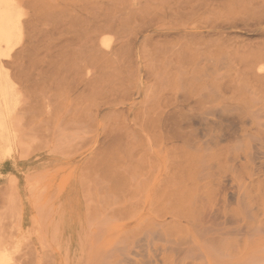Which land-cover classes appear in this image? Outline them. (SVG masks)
Returning a JSON list of instances; mask_svg holds the SVG:
<instances>
[{"label":"rangeland","instance_id":"1","mask_svg":"<svg viewBox=\"0 0 264 264\" xmlns=\"http://www.w3.org/2000/svg\"><path fill=\"white\" fill-rule=\"evenodd\" d=\"M95 1L0 0V20L10 26L19 20L21 27L12 65L3 61L0 71L11 89L0 135V264H199L181 243L182 230L197 233L193 223L176 220L165 236L173 246L150 234L156 224L175 220L183 153L206 160L218 149L222 159L258 145L251 140L259 136L242 141L246 147L229 140L240 121L225 120H239L230 111L238 96L225 88L246 50L254 55L264 47V0ZM245 95L253 100L251 111L260 113V100ZM177 132L183 136L174 140ZM226 240L233 243L231 260L222 264H264V233Z\"/></svg>","mask_w":264,"mask_h":264},{"label":"bare ground","instance_id":"2","mask_svg":"<svg viewBox=\"0 0 264 264\" xmlns=\"http://www.w3.org/2000/svg\"><path fill=\"white\" fill-rule=\"evenodd\" d=\"M83 1V0H82ZM93 1V0H92ZM126 1V0H125ZM129 1V0H127ZM189 1V0H188ZM229 1V0H228ZM97 1L94 0L93 4H95ZM222 2V1H221ZM225 2V1H223ZM78 3H80V1H78ZM84 3V2H83ZM125 2H123V5H125L127 7L126 4H124ZM153 3V1H152ZM229 3V2H228ZM226 4L227 6H229V4ZM99 4V3H98ZM117 4V3H116ZM247 4V3H246ZM74 5V4H73ZM101 4H99L98 6H100ZM114 5V4H113ZM121 5V3H120ZM242 5V4H241ZM264 5V4H263ZM94 6V5H93ZM102 6V5H101ZM115 6V5H114ZM243 6V5H242ZM247 6V5H245ZM82 7V6H81ZM95 7V6H94ZM103 7V6H102ZM171 7V6H170ZM232 7V6H231ZM248 7V6H247ZM257 7V6H256ZM260 7V6H259ZM117 8H119L117 6ZM116 8V9H117ZM243 8H245L243 6ZM250 7H248L249 9ZM52 9V8H51ZM88 9V8H87ZM100 9V8H99ZM98 9V10H99ZM151 9V8H149ZM259 9V8H258ZM48 10V9H47ZM53 10V9H52ZM84 10V8H83ZM90 10V9H89ZM110 10H112V8H110ZM140 10V9H139ZM138 10V11H139ZM153 10V8H152ZM240 10V9H239ZM250 10V9H249ZM255 10V9H254ZM87 11V10H86ZM100 11V10H99ZM108 11V10H107ZM131 11V10H130ZM135 11V10H134ZM231 11V10H230ZM243 11V10H242ZM246 11V10H245ZM244 11V12H245ZM88 12V11H87ZM109 12V11H108ZM147 12V11H145ZM232 12V11H231ZM255 12V11H254ZM253 12V14H255ZM112 13V11H111ZM110 13V15H111ZM132 13V12H131ZM130 13V14H131ZM135 13V12H134ZM57 14V13H56ZM94 14V13H93ZM106 14V13H105ZM113 14V13H112ZM124 15V13H122ZM121 14V15H122ZM221 14V13H220ZM35 15V14H34ZM48 15V14H47ZM144 15V14H143ZM146 16L148 15L147 13L145 14ZM236 15V14H235ZM250 15V13H249ZM263 15V14H262ZM50 16V15H49ZM105 17L107 16L104 15ZM120 16V15H118ZM139 16V15H138ZM137 16V18H138ZM149 16V15H148ZM153 16V15H152ZM232 16V14H231ZM26 17V16H25ZM68 17V16H67ZM110 17V16H109ZM113 17V16H111ZM143 17V16H142ZM250 17V16H248ZM247 17V19L249 20V18ZM63 18H65L63 16ZM130 18V17H129ZM140 18V16H139ZM150 18V17H148ZM209 18V17H207ZM258 18V17H257ZM68 19V18H67ZM78 19V18H77ZM104 19V18H103ZM110 19V18H109ZM118 19V17L116 18V20ZM151 19V18H150ZM246 19V20H247ZM10 20V19H9ZM26 20V19H25ZM24 20V21H25ZM30 20V19H29ZM50 20V19H49ZM62 19H60L61 21ZM86 20V19H85ZM65 21V20H64ZM88 21V20H87ZM122 21V20H121ZM23 22V20H22ZM56 22V21H55ZM68 22V21H67ZM89 22V21H88ZM20 21L18 20L17 23H15L14 25L10 26L9 24H5L3 22V20H0V71L3 67V64H1V62L4 61V63H6L4 66H7L9 64H11L14 56H15V52H16V45L19 43L20 41V28L19 25ZM24 23V22H23ZM27 23V22H26ZM57 23V22H56ZM61 23V22H60ZM81 23V22H80ZM104 23V22H103ZM102 23V24H103ZM113 23V22H111ZM231 23V22H230ZM5 24V25H4ZM49 24V23H47ZM46 24V25H47ZM88 23H85V25ZM114 24V23H113ZM139 24V23H138ZM137 24V25H138ZM67 25V24H66ZM81 25V24H80ZM111 26V24H109ZM136 25V24H135ZM22 26V25H21ZM101 26V25H100ZM105 26V23H104ZM107 26V25H106ZM114 26V25H112ZM25 27V25H24ZM103 28V26H101ZM137 27V26H136ZM135 27V28H136ZM43 28V27H42ZM88 28V27H87ZM99 28V29H102ZM40 29V28H39ZM85 29V28H84ZM95 29V28H94ZM104 29V28H103ZM102 29V30H103ZM107 28H105L106 30ZM114 29V28H113ZM130 29V28H129ZM145 29V28H144ZM22 30V29H21ZM25 30V29H24ZM45 30V29H43ZM54 30V29H53ZM73 30V29H72ZM70 30V31H72ZM101 30V31H102ZM110 30V29H108ZM27 31V30H26ZM96 31H98V29H96ZM95 31V33H96ZM122 31V30H121ZM124 31V28H123ZM29 33V32H28ZM32 33V32H31ZM67 33V32H66ZM74 33V32H72ZM78 33V32H77ZM92 33V32H91ZM94 33V32H93ZM124 33V32H123ZM126 33V31H125ZM85 34H87L85 32ZM33 35V33L31 34ZM77 35V34H76ZM92 34H90L91 36ZM97 35V34H96ZM121 35V34H120ZM23 36V35H22ZM21 36V38H22ZM26 36V35H25ZM79 36V35H77ZM95 36V35H94ZM59 37V36H58ZM127 37V36H126ZM33 38V37H31ZM60 38V37H59ZM76 38V37H75ZM92 38H94L92 36ZM214 38V37H213ZM36 39V38H35ZM90 39V38H89ZM157 39V38H156ZM160 39V38H159ZM162 39V38H161ZM217 39V38H216ZM37 40V39H36ZM55 40V39H54ZM124 40V39H123ZM202 40V39H201ZM45 41V40H44ZM51 41V40H50ZM67 41V40H65ZM81 41V40H80ZM91 41V40H90ZM114 41V40H113ZM158 41V40H157ZM156 41V42H157ZM21 42V41H20ZM57 42V41H56ZM76 42V41H74ZM124 42V41H123ZM216 42V41H215ZM33 43V42H32ZM30 43V45L32 44ZM47 43V42H46ZM84 43H86L84 41ZM96 42L91 44H95ZM169 43V42H168ZM217 43V42H216ZM51 44V43H50ZM59 44V43H58ZM71 44V43H70ZM124 44V43H122ZM127 44V43H126ZM145 44V43H144ZM176 44V42H175ZM174 44V45H175ZM26 45V44H25ZM23 45V46H25ZM34 45V44H33ZM128 45V44H127ZM152 45V44H151ZM154 45V43H153ZM170 45V44H169ZM174 45H171L174 46ZM177 45V44H176ZM263 45V44H262ZM21 46V45H20ZM22 46V47H23ZM27 46V45H26ZM37 46V45H36ZM35 46V47H36ZM46 46V45H45ZM84 46V45H83ZM82 46V47H83ZM98 46V45H97ZM161 46V45H160ZM163 46V44H162ZM181 46V45H180ZM178 46V47H180ZM195 46V45H194ZM221 46V45H220ZM39 47V46H38ZM78 47V46H77ZM99 47V46H98ZM142 47V46H141ZM169 47V48H171ZM176 47V46H174ZM212 47V46H211ZM19 48V46H18ZM59 48V47H58ZM88 48V47H87ZM91 48V47H90ZM94 48V47H92ZM126 48V46H125ZM147 48V47H146ZM166 48V47H165ZM194 48V47H193ZM232 48V47H231ZM258 48V47H257ZM262 48V47H261ZM257 49L259 50L257 52V54H254V52H256V50H251V52L249 54L248 50L247 54L249 55L248 57L245 56L242 53H239V55L241 54L243 57L245 56V59L243 61L239 60L238 62V68L235 69V78L229 82V85L225 88V91H228L229 89L233 92H235V94L238 97H232L231 98V110L230 111H236L239 116V120H237L235 117V119H230V118H226V122L227 120L234 122V120L236 121H240L237 122V124L232 125V123L230 125H232V127H235L234 132L232 133V137L229 139H235L237 141V146H242L243 144L242 141H246V140H251V138L253 139L255 136H259V141L256 140H251L252 142H256L258 145H248V147H252L251 149H253L254 147L256 148V151L253 150H249V151H243L242 153H238V155H234L231 158L228 156H223L222 159H220L221 157L218 156V149L216 151H214L213 153H211L210 158H207L206 160H204L201 157H195L194 155L190 154H185L179 157L181 160V163H183L184 166L183 167V171L181 177L179 178V180H182V183H178V185L182 186L183 190L182 192L179 191L178 194H176L178 196V198H176V203H178V207L176 208V214H173L172 216L175 218V220L171 221V224H156L155 227H152V231H151V237L152 239H158L160 241H164L165 244H169L171 246H173L174 241L173 239H168L165 236H167L166 234L169 231V229H171L172 227H174V225L176 224V220L179 221L180 219H185L186 223H193L194 229L196 228L197 233L194 235V233L191 231L190 234L185 233L182 230V235H183V239H181V243L187 245V252H193L196 259H198L200 261L199 264H222V262L224 261V259L226 260H231V252H229L231 250L230 247H232L233 243H229L226 242L228 236H234L237 235L239 233H243L245 235H260L261 233H264V157H262L261 155L263 154L260 150L262 148H264V47L261 49ZM22 49V48H21ZM28 49V48H27ZM86 49V47H85ZM95 49V48H94ZM145 49V47H144ZM149 49V48H147ZM179 49V48H178ZM238 49V48H237ZM252 49V48H251ZM58 50V49H57ZM64 50V49H63ZM89 50V49H88ZM126 50V49H125ZM129 51V47L127 49ZM151 50V49H150ZM156 50V49H155ZM162 50V49H161ZM168 50V49H167ZM182 50V49H180ZM210 50V49H209ZM93 51V49H92ZM124 51V50H123ZM153 51V50H152ZM158 51V50H157ZM160 51V49H159ZM189 51V50H188ZM241 51H244V49H242ZM240 51V52H241ZM23 52V51H22ZM73 52V51H72ZM90 52V51H89ZM96 52V51H95ZM101 52V51H100ZM99 52V53H100ZM103 52V51H102ZM114 52V50H113ZM127 52V51H126ZM131 52V51H130ZM156 52V51H155ZM186 52V51H185ZM234 52V51H232ZM78 53V52H77ZM116 53V52H115ZM122 53V52H121ZM149 53H152L151 51H149ZM209 53V52H208ZM207 55H210L208 54ZM236 53V52H235ZM92 54V53H91ZM97 54V53H96ZM110 54V53H109ZM126 54V53H125ZM130 54V53H129ZM157 54V52H156ZM155 54V56H156ZM161 53H159L160 56ZM164 54V53H163ZM185 54V53H184ZM201 54V53H200ZM233 54V53H232ZM82 55V54H81ZM98 55V54H97ZM101 55V54H100ZM111 55V54H110ZM197 55V54H196ZM204 55V54H203ZM234 56L236 54H233ZM75 56V55H74ZM78 56V55H77ZM104 56V55H103ZM102 56V57H103ZM151 56V55H150ZM232 56V55H230ZM232 57L233 60L235 57ZM76 57V56H75ZM98 56H94L95 60ZM100 57V58H102ZM109 55L108 57L105 56V58L109 59ZM158 57V56H157ZM183 57V56H182ZM185 57V56H184ZM45 58V57H44ZM73 58V57H72ZM78 58V57H76ZM75 58V61H77ZM80 58V56H79ZM104 58V59H105ZM121 58V57H120ZM128 58V57H127ZM160 58V57H159ZM187 58V57H186ZM239 58L238 56L236 57V59ZM4 59V60H3ZM28 59V58H27ZM111 59V58H110ZM126 59V58H125ZM130 59V58H129ZM154 59V57H153ZM25 60V59H24ZM94 60V61H95ZM107 60V59H106ZM106 60H101L103 61V64H105L104 62H106ZM32 61V60H31ZM36 61V60H35ZM45 61V60H44ZM74 61V58H73ZM74 61V62H75ZM93 61V62H94ZM100 61V60H99ZM110 61V60H109ZM131 61V60H130ZM138 61V60H137ZM155 61V60H154ZM179 61V60H178ZM209 61V60H208ZM241 61V62H240ZM23 62V61H22ZM38 62V60H37ZM37 62L35 63V65L37 64ZM97 61H95L96 63ZM113 62V61H112ZM128 62V61H126ZM197 62V61H195ZM199 62V61H198ZM205 62V61H204ZM84 63V62H83ZM99 63V62H98ZM102 63V62H101ZM160 63V61L158 62ZM212 63V61H211ZM41 64V62H40ZM71 64H72V60H71ZM91 64H94L91 62ZM113 63H111L112 65ZM115 64V63H114ZM157 64V63H156ZM165 64V63H164ZM170 64V63H169ZM206 64V63H205ZM204 64V65H205ZM12 65V64H11ZM63 65H66L65 63ZM70 65V64H69ZM81 65V64H80ZM95 65V64H94ZM123 65V64H122ZM132 65V63H131ZM154 65V64H153ZM212 65V64H211ZM210 65V66H211ZM73 66V65H72ZM79 66V65H78ZM82 66V65H81ZM126 66V64H125ZM209 65L207 64V67ZM220 66V65H219ZM222 66H225V64L222 63ZM221 66V68H223ZM11 67V66H10ZM13 67V66H12ZM63 67V66H62ZM61 67V68H62ZM106 67V65H105ZM206 67V66H204ZM237 67V66H235ZM64 68V67H63ZM112 68V66H111ZM147 68V67H146ZM154 68V67H153ZM209 68V67H208ZM104 69V68H101ZM106 69V68H105ZM165 69V66H164ZM220 69V67H219ZM14 70V68L12 69V71ZM40 70V69H39ZM74 70V69H73ZM76 70V69H75ZM81 70V69H80ZM107 70V69H106ZM110 70V69H109ZM115 70V69H114ZM150 70V69H149ZM163 70V69H162ZM197 70V69H196ZM193 70V71H196ZM213 70V69H212ZM9 71V70H8ZM57 71V69H56ZM84 71V70H83ZM104 71V70H103ZM112 71V70H110ZM148 71V69H147ZM153 71V70H152ZM164 71V70H163ZM34 72V71H33ZM50 72V71H48ZM53 72V70H52ZM73 72V71H72ZM76 72V71H75ZM74 72V73H75ZM78 72V70H77ZM76 72V74H77ZM182 72V71H181ZM16 75V72H14ZM38 73V72H36ZM58 72H56L57 74ZM112 75V72H110ZM130 73V72H129ZM149 73V72H148ZM191 73V72H190ZM233 73V72H232ZM42 74V72H41ZM54 74V75H56ZM67 74V73H66ZM88 74V73H87ZM93 74V73H92ZM201 74V73H200ZM43 75V74H42ZM69 75V74H67ZM151 75V74H150ZM149 75V76H150ZM210 75V74H209ZM73 76V75H72ZM74 76H76L74 74ZM91 76V74H90ZM89 76V77H90ZM197 76H200L199 74ZM32 77V76H31ZM38 77V76H37ZM66 77V76H65ZM111 77V76H110ZM192 78L195 79L194 75L191 76ZM210 77V76H209ZM9 78V77H8ZM76 78V77H75ZM81 77H78V79ZM108 78V77H107ZM105 77V79H107ZM190 78V77H189ZM190 78V79H192ZM44 79V78H41ZM67 79V77H66ZM74 79V78H73ZM72 79V80H73ZM103 78L101 77V80ZM110 80V78H108ZM114 79V78H113ZM231 79V78H230ZM88 80V79H87ZM187 80V79H186ZM205 80V78H204ZM216 80V79H215ZM91 81V80H90ZM121 81V80H120ZM127 81V80H126ZM192 81V80H190ZM196 81H200V80H196ZM1 76H0V135L1 133L4 131V125L6 124L5 121V113L8 114L9 113V108H10V94L9 91L7 89H4L3 84L1 83ZM25 82H27V79L25 80ZM74 82V81H73ZM123 82V81H122ZM224 82V81H223ZM71 83V82H70ZM92 83V81H91ZM95 83V82H94ZM99 83V82H98ZM112 83V81H111ZM191 83V82H188ZM194 83V82H193ZM64 84V83H63ZM66 84V83H65ZM106 84V81H105ZM104 84V85H105ZM109 84V82L107 83ZM23 85V84H22ZM76 86L79 85V83L76 82L75 84ZM74 85V86H75ZM103 85V86H104ZM155 85V84H153ZM157 85V84H156ZM182 85V84H181ZM227 85V84H226ZM72 86V85H71ZM95 86V85H94ZM102 86V85H100ZM132 86V85H131ZM199 86V85H198ZM65 87V86H64ZM110 87V86H109ZM74 88V87H73ZM84 88V87H83ZM97 88V87H96ZM99 88V87H98ZM154 88V87H153ZM215 88V87H214ZM31 89V88H29ZM37 90V89H36ZM107 90V89H106ZM124 90V89H123ZM26 89H24L23 92H25ZM40 91V89H39ZM71 91V89H70ZM69 91V92H70ZM97 91V90H96ZM95 91V92H96ZM109 91V90H107ZM106 91V92H107ZM152 91V89H151ZM155 91V89L153 90ZM152 91V92H153ZM192 91H194V89H192ZM191 91V92H192ZM216 91V89L214 90ZM38 92V91H37ZM195 92V91H194ZM253 93V95H255V99L254 101H258L260 100V107L259 111H261L260 113H256L254 111H251L252 108V103L253 100L249 97H247L245 95V93L250 94ZM33 93V92H32ZM42 93V92H40ZM56 93V92H55ZM72 93V92H71ZM70 93V94H71ZM87 93V92H86ZM105 93V92H104ZM154 93V92H153ZM177 93V92H176ZM181 93V92H180ZM215 93V92H214ZM84 94V93H83ZM124 94V93H123ZM193 94V93H192ZM24 95V94H23ZM40 95V94H39ZM42 95V94H41ZM46 95V94H45ZM96 95V94H94ZM150 95V94H149ZM181 94H179L178 96H180ZM205 95V94H204ZM209 95V94H207ZM29 96V94H28ZM36 96V95H35ZM54 96V95H53ZM74 96V95H73ZM83 96V95H82ZM124 96V95H123ZM182 96V95H181ZM190 96V95H189ZM39 97V96H38ZM43 97V95H42ZM102 97V96H101ZM191 97V96H190ZM204 97V96H203ZM211 96H209L208 98H206V100H210ZM214 96H212L213 98ZM217 97V96H216ZM35 98V97H34ZM44 98V97H43ZM42 98V99H43ZM180 98V97H179ZM38 99V98H37ZM91 99V98H90ZM217 99V98H216ZM215 99V100H216ZM51 101V99H49ZM60 100V99H59ZM61 100H63L61 98ZM60 100V102H61ZM182 100V99H181ZM208 100L206 102H208ZM38 101V100H37ZM64 101V100H63ZM197 101V100H196ZM194 101V102H196ZM202 101V100H201ZM44 102V100H43ZM59 102V101H58ZM55 103L56 104H60V103ZM199 103H202L200 101H198ZM204 102V101H203ZM210 102V101H209ZM36 103V102H35ZM52 103V102H51ZM50 103V104H51ZM27 104V103H26ZM40 104H42L40 102ZM46 104V103H45ZM48 104V102H47ZM90 104V103H89ZM195 104V103H194ZM255 104V103H254ZM38 106V104H36ZM35 105V106H36ZM52 105V104H51ZM54 105V104H53ZM57 105V107H58ZM92 105V104H91ZM193 105V104H192ZM257 105V104H256ZM34 106V107H35ZM40 106V105H39ZM54 106V107H55ZM76 106V105H75ZM26 107V106H25ZM145 107V106H144ZM29 108V107H28ZM50 108H52L50 106ZM56 108V107H55ZM30 109V108H29ZM37 109V107L35 108ZM40 109V107H39ZM160 109V108H159ZM218 109V108H217ZM258 109V108H257ZM33 111V109H31ZM44 110V108H43ZM181 110V109H180ZM19 111V110H18ZM50 111V110H49ZM52 111V110H51ZM74 111V110H73ZM215 111V110H214ZM212 111V112H214ZM34 112V111H33ZM57 112V111H56ZM141 112V111H140ZM217 112V110H216ZM37 113V112H36ZM45 113V112H44ZM50 113V112H49ZM55 113V112H54ZM68 113V112H66ZM110 113V112H109ZM159 113V112H158ZM219 114V112H217ZM34 114V113H33ZM40 114V113H39ZM47 114V113H46ZM59 114V113H58ZM107 114V113H106ZM140 114V113H139ZM175 114V113H174ZM171 113V115H173L175 117V115ZM182 113H179V115ZM210 114V113H208ZM221 114V113H220ZM52 115V114H51ZM178 115V114H177ZM37 116V115H36ZM152 116V114H151ZM184 116V115H182ZM191 116V115H190ZM186 115L187 117H190ZM218 115H216L217 117ZM38 117V116H37ZM36 117V118H37ZM106 117V116H105ZM108 117V116H107ZM106 117V118H107ZM173 117V119H174ZM177 117V116H176ZM193 117V116H191ZM184 118V117H183ZM185 118V119H186ZM195 118V117H194ZM18 119V118H17ZM29 119V117H28ZM27 119V120H28ZM143 119V117L141 118ZM170 119V118H169ZM172 119V118H171ZM170 121H174L171 120ZM180 119V118H179ZM192 119V118H191ZM204 119V118H203ZM218 119H222L221 121H223V116H219ZM20 120V119H18ZM36 120V119H35ZM54 120V119H53ZM146 120V119H145ZM187 120V119H186ZM189 120V119H188ZM207 121V119H205ZM29 121V120H28ZM42 122L45 121L41 120ZM169 121V120H168ZM167 121V122H168ZM177 121H181V120H177ZM235 121V122H236ZM30 122V121H29ZM42 122H40L42 124ZM48 122V120L46 121ZM50 122V121H49ZM62 122V121H60ZM175 122H176V118H175ZM174 122V123H175ZM182 122L185 123V121L182 120ZM195 122V121H194ZM210 122V124L216 125L217 122L214 120L208 121ZM16 123V122H15ZM14 123V124H15ZM31 123V122H30ZM29 123V124H30ZM45 123V122H44ZM63 123V122H62ZM179 123V122H178ZM177 123V125H179ZM183 123V124H184ZM32 124V123H31ZM61 124V123H60ZM173 124V123H172ZM183 124H181V128L183 129ZM186 124V123H185ZM22 125V124H21ZM40 125V124H39ZM44 125V124H43ZM72 125V124H71ZM38 126V124L36 125V127ZM42 126V125H41ZM46 126V124L44 125ZM67 127V124L64 125ZM174 126V124H173ZM176 126V125H175ZM186 126V125H185ZM190 126V124L188 125ZM193 126V124L190 126V128ZM50 127V126H49ZM71 127V126H70ZM216 127H218L216 125ZM21 128V127H20ZM81 128V127H80ZM121 128V127H120ZM180 128V127H178ZM225 128V127H224ZM68 129V128H67ZM72 129V128H70ZM129 129V128H126ZM153 129V128H152ZM229 129V127H228ZM20 130V129H19ZM56 130V129H55ZM170 130V129H167ZM226 130V129H225ZM81 131V129H80ZM83 131V130H82ZM121 131V130H120ZM177 131V130H176ZM84 132V131H83ZM230 135V134H229ZM182 133L177 132L176 134H174L173 139L177 140L179 138H181ZM90 139V138H87ZM216 139V138H215ZM256 139V138H254ZM238 140H241V142H239ZM83 141V140H81ZM80 141V142H81ZM86 141V140H85ZM217 141V142H216ZM224 141L223 139H219V140H215L216 142V146L219 145L220 142ZM226 141V140H225ZM235 141V144H236ZM251 141L246 142L247 144L250 143ZM86 143V142H85ZM205 143V142H204ZM87 144V143H86ZM127 145V144H126ZM247 145H244L243 147H246ZM261 148V149H260ZM260 149V150H259ZM125 150V149H124ZM219 150H222L221 148ZM264 155V154H263ZM223 173V174H222ZM225 173H228V175H225ZM134 178V177H133ZM198 178L201 179H205V182L202 183L200 185V182H198ZM132 179V178H131ZM135 180V179H134ZM177 185V186H178ZM3 196V195H2ZM141 197V196H140ZM139 197V198H140ZM4 201V199H3ZM133 204V202H131ZM234 207V208H233ZM168 221V220H167ZM2 234V233H1ZM5 234V233H4ZM144 236V234H142ZM148 237V235H145ZM2 237V236H1ZM4 238V237H3ZM7 238V237H6ZM5 238V239H6ZM144 237L140 238L143 239ZM1 240V239H0ZM150 240V239H149ZM4 241V240H3ZM0 241V242H3ZM144 242V243H143ZM140 243L145 244V241H143ZM149 243V242H148ZM151 243V240H150ZM180 245H179V244ZM176 243L174 246H176L174 249L178 248L180 246L181 247V243L178 242ZM179 245V246H178ZM145 246V245H144ZM184 247V245H182ZM169 247V246H168ZM170 248H167V250H169ZM173 250V247H172ZM182 250H184V248H182ZM170 251V250H169ZM180 253L182 252L181 250H179ZM175 253H177L178 255V250L176 249L174 251ZM179 253V254H180ZM191 254V253H189ZM122 255V254H121ZM188 255V253L186 254ZM123 256V255H122ZM179 257V256H178ZM125 258V257H123ZM185 258V257H184ZM229 258V259H227ZM127 259V258H125ZM181 259V258H180ZM195 259V261H196ZM253 258L248 257V261L252 260ZM0 260H4L3 256H0ZM128 260V259H127ZM22 264V263H21Z\"/></svg>","mask_w":264,"mask_h":264},{"label":"crops","instance_id":"3","mask_svg":"<svg viewBox=\"0 0 264 264\" xmlns=\"http://www.w3.org/2000/svg\"><path fill=\"white\" fill-rule=\"evenodd\" d=\"M1 80H2L1 83L3 84L4 89H7L9 91V94H10L11 89L9 87L8 82L6 83L5 79H3V76H1Z\"/></svg>","mask_w":264,"mask_h":264}]
</instances>
